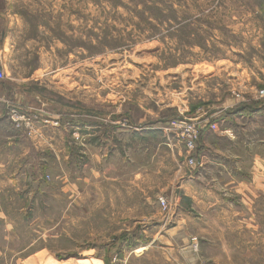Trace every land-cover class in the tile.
Here are the masks:
<instances>
[{
  "label": "rangeland",
  "instance_id": "rangeland-1",
  "mask_svg": "<svg viewBox=\"0 0 264 264\" xmlns=\"http://www.w3.org/2000/svg\"><path fill=\"white\" fill-rule=\"evenodd\" d=\"M209 1L214 0H0V35L4 17L14 23L11 47L0 45L5 65L0 81H31L25 92L33 90L56 103L51 110L8 101L9 115L17 111L33 121L38 117V124H48L51 115L50 124L63 128L80 122L71 116L81 113L93 128L88 132H100L105 144L117 146L123 125L165 129L181 115L208 116V108L227 97L241 99L244 106L252 103L240 64L263 81L254 86L262 97L264 50L251 46L255 40H245L247 25L239 30L241 0H228L234 23L193 22L192 17L213 5ZM207 25L208 30L203 28ZM245 44L247 51L241 54ZM9 115L16 131L34 138L38 124L33 130L17 128ZM73 134L81 141L80 130ZM202 144L201 136L194 165L186 155L191 173L200 167ZM60 160L54 167H33L35 184L21 185H28L22 198L8 188L11 208L0 221V264H101L100 258L108 264V257L112 264H264V192H246L244 199L233 195L207 214L187 198L181 199L179 212L175 194L161 196L168 211L159 201L147 208L143 188L128 196L122 181L141 174L150 185L154 179L146 175L151 170L138 166L142 160L129 168L117 163L110 168V182H117L100 188L116 193L112 216L107 215L109 201L101 192L97 196L90 168L64 167ZM7 170L14 173V168ZM84 177L92 178V184L82 183ZM25 196L27 216H17L14 209L26 205ZM129 228L135 233L123 236ZM34 254L41 258L30 259Z\"/></svg>",
  "mask_w": 264,
  "mask_h": 264
},
{
  "label": "crops",
  "instance_id": "crops-1",
  "mask_svg": "<svg viewBox=\"0 0 264 264\" xmlns=\"http://www.w3.org/2000/svg\"><path fill=\"white\" fill-rule=\"evenodd\" d=\"M208 3L213 5L203 10L202 14L192 17L193 22H200L203 19L208 24L210 22L223 24L236 22L229 17L228 0H214ZM240 3L239 17L236 18L239 19L237 22L241 24L239 30L242 32L247 25L245 40H255L256 43H250L251 46L258 45L257 49L264 50V0H241ZM3 20L0 45L4 50H9L14 23L8 17H4ZM249 25L252 27L250 30ZM208 27L207 25L203 28L208 30ZM246 46L245 44L244 51L241 54H245L244 52L247 51ZM1 53L4 54L2 51ZM2 66L5 68L4 63ZM240 71L246 73L243 80L245 82L244 86L252 89V103L244 106L241 104V99L237 100L236 103L234 102L236 98L233 96L227 97L223 101L221 100V103L210 106L208 116L205 113L202 114V117H199L201 112H196L197 114L192 116L198 120L201 136L203 137V144L199 151L200 167L194 173H191L186 167L184 147L174 136L163 129L164 126L136 128L123 125L122 130H119L117 134V136H120L121 141L117 137L116 140L118 141L115 142L119 145L111 146L110 144L107 145L109 141L105 144V141L100 138V132H88L89 129L93 128L91 124L89 126L87 115L84 116L81 113L77 115L75 112V115H72L71 118L79 117L80 122H73L72 125L68 124L63 128H55L53 124H50V115L48 124H38L34 138L29 139L11 126L8 120V101H14L19 106H41L51 110H54L56 103L44 99L38 92L33 90L25 92L23 87L31 81L10 79L0 81L1 223L9 214L8 195L11 192L9 189L14 190L16 196L22 198L28 185L35 184L34 176L30 177L31 174H34L31 173V169L33 167L37 169L38 166L54 167L57 163L62 162L61 157H63L64 167L90 168V171L95 174L94 183L98 189L97 196L101 192L104 201L105 199L109 201L111 211H108L107 215L111 213L112 216L116 215L114 201L116 193H105L101 190L103 187L117 182H110L111 173H113L110 168H114L119 164L128 168L136 167L137 160L143 161L138 166L146 168L147 173L151 170V173H149L151 176L148 174L146 177L154 179V182L149 185L147 179L141 174L139 177L134 174V177L129 176L126 180L121 179L124 180L123 183H126L128 196L132 194L129 192H134L136 187L140 190L143 188L147 208H151L153 204L158 206V199L162 195L174 196L175 194L177 206L181 203L182 198H187L193 202L194 207L207 214L215 211L221 202L233 195L244 199L246 192L255 190L260 193L264 192V98L258 97V91L255 92L254 88V86L260 84L261 80L259 78L255 80L247 74L250 72L248 65L240 64ZM261 82L263 83V81ZM232 98L234 99L232 100ZM70 113L73 112L70 111ZM98 118L95 121H98ZM53 121H55V118ZM99 121L103 123L102 118ZM242 122L244 123L241 124ZM247 122L249 123L248 128H246ZM101 125L103 126V124ZM213 125L216 127L215 129H212ZM96 129L98 131L99 128ZM76 130H80L82 133L81 141H76L73 138V133ZM258 133L260 136L253 139L252 135ZM7 168H14V173L9 175ZM35 172L37 173V170ZM90 180L92 178H80L82 183L91 185ZM139 180L143 182V187H139ZM23 184L28 185L26 188H22L21 185ZM68 187L65 189H68ZM147 191H151V194H146ZM26 198V205L15 207L14 211L17 216L27 214L25 206L29 201L28 197ZM98 198L100 199V195ZM97 208H99L98 203ZM130 208L134 210L136 205H131ZM100 209L103 210V207ZM133 210L131 213H134ZM182 211L183 209L180 207L179 212ZM129 213L130 210H127V215ZM162 223V221L157 222V224H160L159 226ZM150 228L152 227H146L145 229L149 230ZM123 233V236H125V233L126 235H133L135 229L129 228ZM151 245L150 243L146 247ZM39 258H41L39 254H34L30 259L36 260ZM104 260L105 258H100L96 261L104 264ZM107 261L112 264L114 259L108 257ZM84 262L93 264L90 261Z\"/></svg>",
  "mask_w": 264,
  "mask_h": 264
},
{
  "label": "built area",
  "instance_id": "built-area-1",
  "mask_svg": "<svg viewBox=\"0 0 264 264\" xmlns=\"http://www.w3.org/2000/svg\"><path fill=\"white\" fill-rule=\"evenodd\" d=\"M2 64L3 58L0 52V79H2L4 76L2 71ZM261 96H264V92H262ZM237 98H240V96H237ZM9 116L11 121L13 122V125H15L17 128L25 126L27 129L33 130L35 128L33 124L35 123L36 126L39 121L38 117H36L35 121H33L31 120V118L26 119V117L24 116H19L17 114V111H11ZM215 128L216 127L213 125L212 129ZM165 131L174 136V138L179 143H181V145L185 149L186 155L188 156L187 161L190 165H194L197 161L195 158V154L197 152L198 144L201 137V128L198 120L187 118L184 117V115H181L180 118L169 121L165 127ZM158 201L159 204L162 206L163 210H169V204L164 198L161 197L158 199Z\"/></svg>",
  "mask_w": 264,
  "mask_h": 264
},
{
  "label": "trees",
  "instance_id": "trees-1",
  "mask_svg": "<svg viewBox=\"0 0 264 264\" xmlns=\"http://www.w3.org/2000/svg\"><path fill=\"white\" fill-rule=\"evenodd\" d=\"M109 264V263H108Z\"/></svg>",
  "mask_w": 264,
  "mask_h": 264
}]
</instances>
